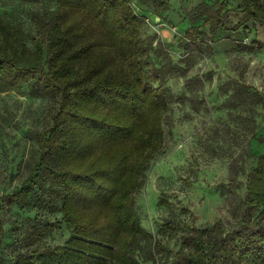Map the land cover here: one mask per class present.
I'll use <instances>...</instances> for the list:
<instances>
[{"label": "trees", "instance_id": "obj_1", "mask_svg": "<svg viewBox=\"0 0 264 264\" xmlns=\"http://www.w3.org/2000/svg\"><path fill=\"white\" fill-rule=\"evenodd\" d=\"M139 1L153 14L170 4ZM232 1L235 21H229L228 0H199L185 14L190 24L180 39L195 40L204 29L212 36L219 28L238 32L247 22L264 25V0ZM30 18L38 35L33 50L21 25L0 11V88L34 80V92L48 96L53 107L34 134L37 153L26 163V182L1 199L27 204L36 198L61 213L70 235L61 244L31 246L54 225L36 219L25 234L29 247L15 253L13 264H139V252L165 264H264V132L255 131L264 95L246 83L233 84L229 93L232 107L248 111L250 139L262 146L248 165L242 154L231 155L227 181L220 184L234 222L225 228L219 219L204 227L175 221L166 228L168 237H179L173 249L143 227L133 195L163 146L171 100L199 94L203 78L187 75L188 57L181 65L167 58L159 40L153 46V37L142 35L145 17L130 0H54L53 9L34 8ZM237 43L240 50L264 48L256 37ZM175 75L185 78L177 95L167 84ZM199 101L207 106L203 97ZM4 223L0 204V242Z\"/></svg>", "mask_w": 264, "mask_h": 264}, {"label": "rangeland", "instance_id": "obj_2", "mask_svg": "<svg viewBox=\"0 0 264 264\" xmlns=\"http://www.w3.org/2000/svg\"><path fill=\"white\" fill-rule=\"evenodd\" d=\"M167 1L170 3L168 9L159 14H153L152 6L139 0H130V3L145 17L142 35L153 37V46L159 40L169 54L167 58L171 57L181 65V59L188 57L190 67L186 73L200 75L203 89L199 94H190L191 98L171 100L163 121V146L149 159L144 182L133 197L146 231L176 249L178 235L168 237L166 230L167 225L175 221L204 227L219 219L225 228L234 222L227 202L220 195V184L227 181L231 155L242 154L248 165L253 161L252 153L262 146L250 139L251 123L244 119L249 115L248 111L232 107L229 93L233 84L246 83L264 95V48L255 46L251 51L240 50L237 43L240 39L249 43L254 37L264 42V25L247 22L238 32L219 28L212 36L204 29L205 32L203 30L195 40H181L190 24L185 14L199 0ZM236 3L228 0L229 21L237 18ZM34 8L53 9L54 0H44L37 5L0 0L4 19L21 25L26 45L31 50L38 37L35 23L30 18ZM184 81V77L175 75L168 78L167 84L177 95L184 90ZM224 87L230 90L225 93ZM35 90L31 79L14 89L0 88V204L5 222L0 264H13L15 253L29 247L25 234L36 226V219L48 220L54 225L31 246L61 244L70 235L61 213L50 211L36 198L32 197L27 204H8L1 199L26 182V163L37 153L34 134L47 124L53 107L48 96L36 94ZM188 94L187 91L185 95ZM200 97L206 107L199 101ZM255 115L256 133L264 132V105L256 107ZM240 186L245 189V175H241ZM137 255L139 264H165L145 259L142 252Z\"/></svg>", "mask_w": 264, "mask_h": 264}]
</instances>
